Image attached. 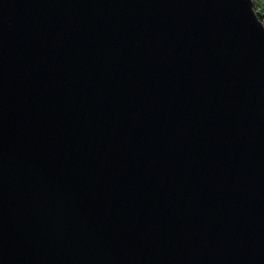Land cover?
Listing matches in <instances>:
<instances>
[{"label":"water","instance_id":"water-1","mask_svg":"<svg viewBox=\"0 0 264 264\" xmlns=\"http://www.w3.org/2000/svg\"><path fill=\"white\" fill-rule=\"evenodd\" d=\"M0 264H264L250 0H0Z\"/></svg>","mask_w":264,"mask_h":264},{"label":"built area","instance_id":"built-area-1","mask_svg":"<svg viewBox=\"0 0 264 264\" xmlns=\"http://www.w3.org/2000/svg\"><path fill=\"white\" fill-rule=\"evenodd\" d=\"M253 13L264 28V0H250Z\"/></svg>","mask_w":264,"mask_h":264}]
</instances>
